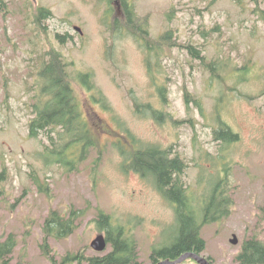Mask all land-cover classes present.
Returning <instances> with one entry per match:
<instances>
[{"label": "rangeland", "instance_id": "obj_1", "mask_svg": "<svg viewBox=\"0 0 264 264\" xmlns=\"http://www.w3.org/2000/svg\"><path fill=\"white\" fill-rule=\"evenodd\" d=\"M126 1L130 26L120 0H0V238H18L9 264L102 254L91 246L106 234L95 221L100 210L135 235L141 264H152L153 250L178 234L175 209L122 153L152 145L184 162L194 205L224 185L229 214L202 228L213 264H238L246 240L264 239V0ZM146 37L156 46L151 69ZM55 52L84 119L98 124L96 145L72 167L47 162L48 137L29 135L38 73ZM81 72L93 75L95 89L84 87ZM147 104L165 119L140 113ZM223 124L238 140L216 139ZM53 210L77 212L78 227L50 237L47 255L44 224Z\"/></svg>", "mask_w": 264, "mask_h": 264}, {"label": "trees", "instance_id": "obj_2", "mask_svg": "<svg viewBox=\"0 0 264 264\" xmlns=\"http://www.w3.org/2000/svg\"><path fill=\"white\" fill-rule=\"evenodd\" d=\"M120 1L126 11L127 25L130 26L135 22L133 7L126 0ZM39 10V14L43 17H48L51 13L45 8ZM261 17L264 20V12ZM118 22L119 20H116L115 23ZM167 34L168 36L165 35L162 39L171 36ZM148 37L145 38L142 46L147 51L146 59L151 69L153 61L149 56L156 51V46ZM140 41L144 42V40ZM243 70L245 74L248 72L246 66ZM38 78L39 91L34 95L32 104L34 116L29 121V135L32 138H39L42 135L48 137L49 144H46L42 153L44 158L47 157L45 159L47 162L75 166L76 163L79 164L87 159L88 152L96 145L93 134L98 124L93 126L84 119L67 64L59 53H51V58L42 65ZM79 79L85 88L95 89L93 75L90 72H81ZM144 107L139 110L140 113L149 111L156 118L165 119L163 112L154 110L149 104ZM215 134L216 139L226 143L238 140V134L227 124H223ZM72 147L77 149L74 154L69 152ZM122 153L131 167L143 176H151L154 179L161 194L175 209L178 234L172 245L153 250L152 264L164 259H178L186 252L203 254L206 250V241L202 237V228L207 223L227 216L230 211L231 202L224 185L218 182L202 202L194 205L192 196L181 179L185 164L179 157L172 158L167 150L153 145L135 150H122ZM262 211L264 214V205ZM78 215L75 211L68 217L61 215L57 210L50 212L44 224L46 235L44 248L47 255H50L51 250L50 237L60 239L73 234L78 227ZM95 221L100 230L106 231L105 235L111 249L106 253L90 256L68 253L63 257L61 264H141L138 241L126 226L116 224L112 216L102 210L99 211ZM17 246L18 238L13 233L4 239L0 238V264H9ZM237 262L264 264V239L254 237L246 240L237 256Z\"/></svg>", "mask_w": 264, "mask_h": 264}, {"label": "water", "instance_id": "obj_3", "mask_svg": "<svg viewBox=\"0 0 264 264\" xmlns=\"http://www.w3.org/2000/svg\"><path fill=\"white\" fill-rule=\"evenodd\" d=\"M77 30L82 32L81 28L77 27ZM238 238L235 235L231 240L233 244H238ZM92 248L100 253L105 252L108 249L109 243L107 237L104 233H100L91 243ZM188 259H194L199 264H212V262L204 255L196 253V252H186L181 255L178 259H164L158 262L157 264H182Z\"/></svg>", "mask_w": 264, "mask_h": 264}, {"label": "flooded vegetation", "instance_id": "obj_4", "mask_svg": "<svg viewBox=\"0 0 264 264\" xmlns=\"http://www.w3.org/2000/svg\"><path fill=\"white\" fill-rule=\"evenodd\" d=\"M118 1H119V0H118ZM121 6H122V5H121ZM121 8H123V6H122ZM123 11H124V10H123ZM77 27H78V26H76V29H77ZM79 28H80V27H79Z\"/></svg>", "mask_w": 264, "mask_h": 264}]
</instances>
